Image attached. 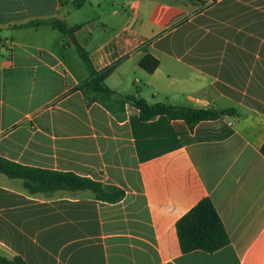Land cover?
<instances>
[{
    "label": "crops",
    "instance_id": "crops-1",
    "mask_svg": "<svg viewBox=\"0 0 264 264\" xmlns=\"http://www.w3.org/2000/svg\"><path fill=\"white\" fill-rule=\"evenodd\" d=\"M0 0V156L71 172L90 190L30 193L0 173V254L26 264H264V0ZM80 25L72 38L50 25ZM114 65L103 101L83 84ZM149 54L158 60L147 72ZM148 104L232 108L197 123L139 118ZM106 104L108 106H106ZM228 244L180 250L175 224L200 200Z\"/></svg>",
    "mask_w": 264,
    "mask_h": 264
},
{
    "label": "trees",
    "instance_id": "trees-1",
    "mask_svg": "<svg viewBox=\"0 0 264 264\" xmlns=\"http://www.w3.org/2000/svg\"><path fill=\"white\" fill-rule=\"evenodd\" d=\"M87 1L73 0L71 5L74 8H79ZM50 25L63 35H68L71 38L72 33L80 27V25L67 27L58 19L51 20ZM73 42L75 43V41ZM74 45L90 72V79L83 86L91 89L103 101H110L114 91L107 87L105 79L113 70L114 65L108 66L97 73L91 67L87 52L78 44L75 43ZM139 65L147 72H152L157 67L158 60L149 54H145L140 59ZM115 101L131 103L138 109L139 118L142 121H148L157 116H165L169 120L184 121L189 130H192L201 121L214 120L224 115H234L236 113L232 108L215 110L212 108L177 107L165 103L148 104L145 100L136 98L133 95L121 96L118 99L115 98ZM106 106L108 105L106 104ZM260 152L264 156V144L260 147ZM0 173L9 178L21 179L24 187L30 193H50L56 190H90L98 200L109 203L117 202L124 197V191L116 186L103 185L71 172H58L21 165L1 156ZM175 228L182 252L193 250L213 252L228 244V236L222 222L208 198L200 200L179 218ZM0 264H26V262L19 256L7 258L0 254Z\"/></svg>",
    "mask_w": 264,
    "mask_h": 264
}]
</instances>
